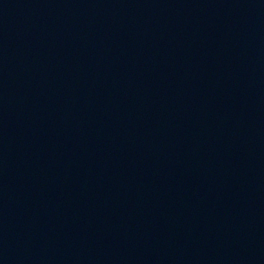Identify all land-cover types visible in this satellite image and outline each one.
<instances>
[{"label":"water","instance_id":"obj_1","mask_svg":"<svg viewBox=\"0 0 264 264\" xmlns=\"http://www.w3.org/2000/svg\"><path fill=\"white\" fill-rule=\"evenodd\" d=\"M0 264H264V0H0Z\"/></svg>","mask_w":264,"mask_h":264}]
</instances>
